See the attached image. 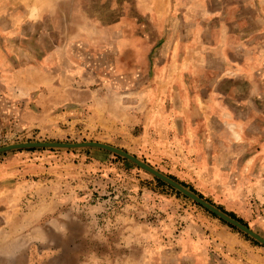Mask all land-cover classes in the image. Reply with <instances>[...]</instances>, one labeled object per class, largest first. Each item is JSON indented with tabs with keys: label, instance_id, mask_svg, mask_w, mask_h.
Returning <instances> with one entry per match:
<instances>
[{
	"label": "rangeland",
	"instance_id": "obj_1",
	"mask_svg": "<svg viewBox=\"0 0 264 264\" xmlns=\"http://www.w3.org/2000/svg\"><path fill=\"white\" fill-rule=\"evenodd\" d=\"M52 85L108 100L20 123L17 94ZM92 141L264 238V0H0V147ZM32 152L50 157L19 173L10 158ZM157 179L101 148L0 153V264H264V245Z\"/></svg>",
	"mask_w": 264,
	"mask_h": 264
},
{
	"label": "crops",
	"instance_id": "obj_2",
	"mask_svg": "<svg viewBox=\"0 0 264 264\" xmlns=\"http://www.w3.org/2000/svg\"><path fill=\"white\" fill-rule=\"evenodd\" d=\"M110 98L114 100L113 96ZM104 100H108V97H103L98 89L90 86L77 90L74 87L64 89L63 87L52 85L48 90H43L42 92L33 89L27 94H17L14 98V103L20 107L16 110L17 119L20 123L27 126H37L41 123L67 122L72 124L78 120L80 108L83 111L94 112L93 115H90L93 118L95 111H99L97 105L104 102ZM105 112L115 115L114 109L109 110V107L101 108L100 115L106 116ZM47 156L50 157L46 153L32 152L26 155H13V158L10 159L19 173H21L26 169H41L42 164L48 161Z\"/></svg>",
	"mask_w": 264,
	"mask_h": 264
},
{
	"label": "water",
	"instance_id": "obj_3",
	"mask_svg": "<svg viewBox=\"0 0 264 264\" xmlns=\"http://www.w3.org/2000/svg\"><path fill=\"white\" fill-rule=\"evenodd\" d=\"M87 147H94V148H101L118 154L122 157L129 159L130 161L134 162L138 166L142 167L146 171L150 172L151 174L155 175L159 179L165 181L166 183L170 184L171 186L175 187L177 190L182 192L184 195L188 196L196 203L200 204L204 208L211 211L220 219L224 220L228 224L236 227L237 229L241 230L245 234L249 235L250 237L257 240L259 243L264 245V238L253 231L249 226L241 223L237 219L230 217L225 212L221 211L219 208L214 206L213 204L207 202L205 199L201 198L199 195L191 192L190 190L186 189L184 186L179 184L178 182L174 181L173 179L169 178L168 176L158 172L151 166L147 165L146 163L139 160L136 156L129 154L128 152L111 146L109 144L101 143V142H78V143H66V142H26V143H18V144H10L7 146L0 147V153H5L14 150H22V149H79V148H87Z\"/></svg>",
	"mask_w": 264,
	"mask_h": 264
},
{
	"label": "trees",
	"instance_id": "obj_4",
	"mask_svg": "<svg viewBox=\"0 0 264 264\" xmlns=\"http://www.w3.org/2000/svg\"><path fill=\"white\" fill-rule=\"evenodd\" d=\"M159 182H161V183H164L162 180H160V179H157ZM165 184V183H164ZM182 185H184V184H182ZM185 186V185H184ZM191 191H193V192H195V190H193V189H191ZM196 193V192H195ZM197 194V193H196ZM199 196H201V198H203V196L202 195H199ZM221 211H224L221 207H218ZM226 214H228L230 217H232V218H234V219H237L238 221H240L241 223H243V224H245V225H247L242 219H240V218H238L235 214H233V213H229V212H226V211H224ZM212 214V213H211ZM213 216H215L214 214H212ZM223 221V220H222ZM248 226V225H247ZM232 227V226H231Z\"/></svg>",
	"mask_w": 264,
	"mask_h": 264
}]
</instances>
